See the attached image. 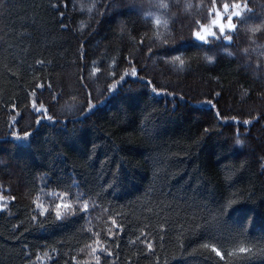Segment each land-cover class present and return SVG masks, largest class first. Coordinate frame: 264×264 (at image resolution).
I'll use <instances>...</instances> for the list:
<instances>
[{
	"label": "trees",
	"instance_id": "1",
	"mask_svg": "<svg viewBox=\"0 0 264 264\" xmlns=\"http://www.w3.org/2000/svg\"><path fill=\"white\" fill-rule=\"evenodd\" d=\"M156 2L174 6L146 16L129 7L132 0H116L120 6L103 15L104 0H0V264H94L89 237L110 230L113 219L124 231L108 242L115 255L107 264H264V121L241 123L250 110H264V34L242 31L232 56L217 48L209 62L205 53L216 45L191 38L189 28L209 0ZM247 2L264 19V0ZM145 35L151 59L139 45ZM165 37L169 45L157 50ZM244 49L249 55L240 60L235 53ZM132 66L144 69V82L170 84L184 99L156 95L140 80L108 93L112 69L123 75ZM41 83L42 94L34 89ZM214 92L222 94V117L236 121L213 119L206 100L215 101ZM33 99L56 121L35 125ZM89 99L94 108L81 114ZM14 115L23 116L20 124L12 125ZM30 122L29 138L11 136L10 127ZM209 126L214 131L203 135ZM81 197L93 211L43 227L30 222L38 203L82 206ZM225 198L239 202L217 220Z\"/></svg>",
	"mask_w": 264,
	"mask_h": 264
},
{
	"label": "snow or ice",
	"instance_id": "2",
	"mask_svg": "<svg viewBox=\"0 0 264 264\" xmlns=\"http://www.w3.org/2000/svg\"><path fill=\"white\" fill-rule=\"evenodd\" d=\"M120 5L116 3V0H104L103 4V15L111 10L112 8L119 7ZM174 5L170 2L168 4L159 3L156 2V0H132V3L129 5V7L137 9L140 13L151 16L152 13L147 11L148 9H166L170 10L171 7ZM53 8L56 9V11L60 12V16L63 18L65 17V13L63 11H60V9L56 5H52ZM190 7L195 8L196 5H191ZM199 8L201 9V12H198L197 15L199 18H193L192 23L189 25L190 28V37L194 38L195 40L201 41L204 44H212L216 45L214 49L207 50L205 53V59L209 62H213L215 55H216V49L219 48L225 52L228 53L229 56L233 55V52L229 51V47H231L235 41L236 38L240 35V33L243 31L245 33H255L257 31H261L262 34H264V19H262L259 16H256L253 8H250L248 6L247 0H223L221 3L220 0H209V4L205 5L204 3H201L199 5ZM98 14H101L98 12ZM257 19L261 20V23L259 25L256 24H250L249 21ZM238 21V23L236 22ZM60 25L61 30H69L67 28V25L64 23V20L61 19L57 22ZM120 22L117 21L115 24H119ZM163 23H166V21H163ZM154 24L156 26H159L162 24V20L159 18H156L154 20ZM151 27V26H149ZM148 37L145 35L143 39L140 40L139 45L141 48V51L144 50L145 47H147V52L149 53L148 59H151L153 55L156 53L153 51L152 46L146 44ZM227 42V43H225ZM152 44H156V40L153 39ZM170 41L167 37L160 40L159 45L157 47V50L161 49L164 46L169 45ZM83 47V45H81ZM261 50H264V45L258 46ZM87 53H81V59L86 58ZM236 57L240 60H244L246 57H248V49H244L243 52L237 51L235 53ZM172 59L179 61L180 65H184V60L180 56L172 57ZM38 64H42V61H37ZM131 64V61H129ZM85 68L87 67V63H85ZM117 67H119V62H117ZM93 72H100V68L96 67L93 68ZM144 72L143 68H137L136 66H132L130 72H125L123 75H120L116 72V69H112L111 75L108 77L112 79V83H108L106 86V91L108 93L113 92L118 88V86H121L124 83H130L132 81L140 80L144 82V76H141L139 73ZM146 75V73H145ZM116 76H119V79H115ZM130 77L131 79H128ZM147 87L151 88V91L156 95H169L173 96L175 98L176 95H178V91L176 88L172 87L170 84H160L155 81V78L147 80L144 82ZM83 86V85H82ZM51 85L47 86V90H51ZM34 89H40L41 94L45 90L44 84H36L34 86ZM33 97L36 96L35 90L31 93ZM180 99H184L183 94H179ZM210 96L215 97V101L213 98H209L206 100V103L210 106L212 109H216L214 112L213 119L216 118H223L225 121L231 119L232 121H236V116H223L221 114V111L217 109V104H219L220 100L222 99L221 92H214L210 93ZM27 98V97H26ZM54 99H58L54 97ZM94 104L92 103L91 99L88 100L86 108H82L81 114L91 111L94 108ZM16 105H13V108H15ZM32 113L35 114V125H39L42 120H48L55 122V115L49 114V110L45 109L44 104L41 103L39 107H37V102L35 99L32 101L31 106ZM247 115L250 117L249 119H243L242 124L247 126L251 125L253 123L260 124L262 121H264V110L259 111H253L250 110ZM23 119V116H20L18 119L15 115L12 117V125H18L20 124V121ZM33 124L30 122L29 125L26 128H20L18 130H14L13 127L9 128V132L11 136L16 140L21 139H27L31 135V131L28 130V128H32ZM214 129L209 126L207 128L203 129V135H207L211 132H213ZM235 146H242L247 147V143L239 138H234L233 141ZM63 196H66L67 193L62 194ZM234 195H243V193L234 194ZM254 195V193L252 194ZM252 195L248 196V200H252ZM5 197H0V200H4ZM11 199H15V197H12ZM82 200V206L78 204H73L71 202L65 203L63 199L57 201L54 206H49L48 208H45L43 204H36L37 213L36 215H33L30 217V222H35V227H43L45 224L55 221V220H61L67 216L76 214L77 212H83V213H90L94 210L93 208H90L89 202ZM226 202H224L219 209H217V220L225 214L228 208L231 206L237 204L239 200H231L228 198H225ZM6 208L3 204H0V211H5ZM43 219H40V218ZM112 228L108 230L107 232H93L91 236L89 237L92 240V243L89 245H86V248L90 251V254L92 257H94V264H102V257L104 264H107V260L109 257H113L115 255L114 251L112 250L111 246L109 245V241L112 243H115L117 240V233L124 231V225L121 223H117L115 219L111 220ZM243 230H241L242 232ZM141 236L144 237V239H141V243H145L146 241V235L145 233H141ZM147 249L149 250V253L151 255H155V252L152 250V244L151 242H147ZM183 246V245H181ZM27 247V246H26ZM118 247V245H117ZM204 248H208V244L203 245ZM55 250V249H53ZM211 251L215 253L217 257L220 258L221 261L224 260V253H222L215 244L211 245ZM239 253L242 254H249L251 255L252 249L248 247H240L238 249ZM228 256H232V253L229 252L227 254ZM75 259V257H73ZM243 261L240 262L242 264ZM53 264H55V261H53Z\"/></svg>",
	"mask_w": 264,
	"mask_h": 264
}]
</instances>
